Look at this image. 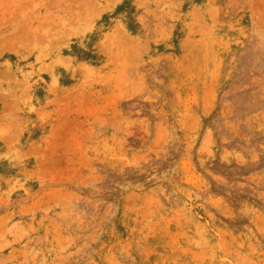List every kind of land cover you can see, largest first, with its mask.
<instances>
[{
  "label": "rangeland",
  "instance_id": "rangeland-1",
  "mask_svg": "<svg viewBox=\"0 0 264 264\" xmlns=\"http://www.w3.org/2000/svg\"><path fill=\"white\" fill-rule=\"evenodd\" d=\"M0 264H264V0H0Z\"/></svg>",
  "mask_w": 264,
  "mask_h": 264
}]
</instances>
